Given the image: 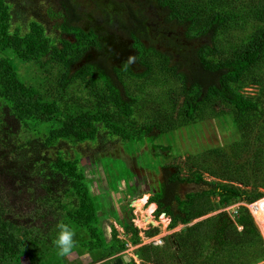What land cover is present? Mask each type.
<instances>
[{
    "label": "trees",
    "instance_id": "16d2710c",
    "mask_svg": "<svg viewBox=\"0 0 264 264\" xmlns=\"http://www.w3.org/2000/svg\"><path fill=\"white\" fill-rule=\"evenodd\" d=\"M48 1L56 7L48 8V16L61 20L50 33L34 17L27 31L20 24L12 30L15 20L24 21L29 16L31 3L0 0V264H22L25 255L33 257L30 264H44L43 259L51 253L55 254V264H64V256L53 246L42 244L50 233L42 229L62 221V213L74 231L85 232L84 239L77 242L83 248L96 250L104 245L112 251L110 255L118 254L123 246L127 248V243L117 237L103 239L80 161L64 145L74 148L114 137L128 141L130 136L123 132L129 123L138 138H149L154 143L157 131L178 129L173 124L176 116L183 118L181 125H186L215 113L229 117L231 126L240 133L245 130L241 138L227 149L208 151L203 156V172L190 171L194 180L179 174L167 175L163 190L151 196L149 202L157 205L158 216L168 215L171 228L178 223L189 225L221 206L223 212L202 223L203 231L193 226L184 231L179 239L181 254L156 248L153 252L147 246L138 249L137 255L146 260L145 264L264 262L263 242L257 246L256 239L262 237L252 217L243 212L246 208L240 207L235 218L226 211L241 201L259 202L260 219L264 213V6L252 16L257 28L241 44L220 50L217 40L224 30L236 24L245 28V22L230 12L223 0H91L105 2L106 21H115L118 32L137 53L136 64L145 68L137 73L138 66L134 70L128 63L113 66L101 41L104 35L82 27L86 17L75 0ZM117 7L118 12L111 13ZM204 38L208 41L196 43ZM93 50L101 55L84 63ZM143 54L163 59L164 70L180 81L187 100L181 107L172 102L175 113L164 124L144 118L136 129L129 120L138 103L128 94L123 77L144 76L151 71L149 63L140 61ZM51 63L59 65L61 79L54 92L45 94L26 82L25 74L31 64L47 69ZM74 83L87 91L88 110L78 105L63 108L60 100ZM251 85L261 87L260 98H247L242 93ZM170 99L173 101L171 96ZM208 103L223 110L216 112L206 106ZM114 113L119 115V121L122 116L126 118L122 126L114 122ZM257 124L261 128L256 127L260 130L253 137L248 128ZM153 148L164 150L155 145ZM204 172L224 182H208ZM261 178L262 182H257ZM189 181L197 185L198 192L184 200L176 199L175 205L171 199L178 197L180 186ZM239 184L253 186V190H242ZM206 196L219 197L220 202L206 210L209 204L201 202ZM129 227L136 245L139 231L133 225Z\"/></svg>",
    "mask_w": 264,
    "mask_h": 264
},
{
    "label": "rangeland",
    "instance_id": "374dc122",
    "mask_svg": "<svg viewBox=\"0 0 264 264\" xmlns=\"http://www.w3.org/2000/svg\"><path fill=\"white\" fill-rule=\"evenodd\" d=\"M80 6L81 12L85 15L86 21L82 27L87 31H95L104 36L101 38L105 46L106 53L111 58L113 66H120L122 63H128L132 69L137 73H142L139 65L135 63V54L129 49L130 42L125 39L117 30L115 21L106 24L105 2L97 3L91 0H75ZM31 3V11L28 12V17L24 21L15 20L12 26L14 30L17 25H22V30L27 31L31 17L38 19L48 33L51 32L54 25L60 22L59 18L52 19L48 16V8H56L54 4L49 3L48 0H29ZM117 2H120L118 0ZM225 6L230 12L237 15L240 22H245V28L238 27L239 24L233 25L229 30H224L217 44L221 49L231 48L242 43V40L257 28V22L253 20V14L264 6V0H223ZM107 5V2H106ZM116 8L111 10V13L118 12ZM152 22H150L152 26ZM16 23V24H15ZM18 23V24H17ZM208 41L207 38L197 40L196 43L202 44ZM140 54V53H139ZM141 55V54H140ZM96 52L89 53L85 58V62L97 59ZM132 57V61H129ZM163 59L156 55L145 54L142 55L140 61L142 63H149L151 71L144 76L130 77L123 79L126 81L127 92L132 98H136L137 103L136 112L129 121L133 123L134 128L140 127L141 119L147 118L157 120L165 123L175 112L172 109V102L181 107L187 100L183 95L182 85L179 80L173 77L172 74L166 72L163 67ZM151 64V65H150ZM32 68L26 72L22 67V74L27 77L26 82H31L36 85L43 93L49 94L47 91L54 92L55 85L61 79L59 65L51 63L47 69H40L39 66L31 64ZM33 80V81H32ZM36 81V83H35ZM69 90L60 101L63 108H68L69 105H78L83 110H88L87 94L83 87H79L78 83H74L68 88ZM261 87L258 85H251L242 90V93L247 98L257 99L261 96ZM59 97L62 95L58 93ZM172 97V100L170 99ZM213 102V101H212ZM211 103V102H210ZM208 103L206 106H211L216 112H220L223 108ZM68 105L67 107H65ZM59 115L62 112L59 111ZM200 118L196 123L181 125L182 117L176 116L173 124L178 125V129L169 131L167 133H160L157 131V139L152 143L149 138H138L133 132L132 124L129 123L123 134L130 136V140H118L117 138L109 140L108 138L96 144L92 142L83 143L77 147L71 148L67 144L65 150L71 153V156L78 157L80 166L86 176L87 186L92 195L95 209L97 212L96 226L100 228V233L104 240H113L117 237L123 243H127L121 247L116 255H110L112 251L108 247L90 250L83 248L82 244L77 242L80 238L84 239L85 232H75L74 239L76 245L72 252L68 255H63L62 260L64 264H130L134 261L136 264H145L144 259H140L137 250H141L147 246H151V250L159 249L161 251H172L179 254L182 253L180 249V237L190 227L198 228L203 231V224L215 215L223 212L222 206L215 211L207 213L206 215L196 218L189 225L178 223L174 228H171V221L169 218L162 215L155 216L156 204L150 203L149 198L154 196L158 191V179H162V170L164 168H172L174 174H179L182 178L187 180H194L191 170L202 171L203 156L212 149H227L233 143L237 142L245 130L241 129V133L236 127L231 126L229 117L220 116L218 113ZM218 115V116H217ZM114 113V122L118 126H122V121L126 118ZM261 128L260 124L256 126L249 125V132L255 137ZM30 137H34L30 133ZM149 139V143L147 142ZM153 145L160 146L162 150H155ZM204 179L208 182H224L223 179L212 177L208 173H203ZM262 178L257 182H262ZM190 182V181H189ZM242 190L252 191L253 186L245 187L238 185ZM190 187H186V190ZM264 192V191H263ZM264 199V197L262 198ZM202 203H208L210 206L216 205L220 202L219 197L206 196L202 199ZM240 203V204H237ZM259 203V202H258ZM196 203H194L195 206ZM238 208H243L244 202H235ZM199 205L202 207L201 203ZM258 205V204H257ZM191 206V205H190ZM243 211L253 219L250 205L244 206ZM260 207V206H259ZM261 208V207H260ZM263 231H259L262 240H258V245H264V213H262ZM48 215V214H47ZM51 218L50 215L46 216ZM61 220V219H60ZM60 222L69 223V219L65 218V213H62V221H57L42 229L50 233L49 237L43 241V245L47 248H53L59 253L55 244L53 243L57 224ZM130 225L137 228L139 242L134 244L132 242L133 233ZM51 229V230H50ZM50 230V231H49ZM200 235L202 232L199 233ZM49 241V242H48ZM98 241L93 240V243ZM106 245V244H105ZM221 248V247H220ZM219 249V247H217ZM41 250V248H40ZM154 252V250H153ZM36 252L35 254H40ZM153 254V253H152ZM61 256V254L59 253ZM67 259H66V258ZM42 259V258H41ZM33 260L32 256L25 255L22 259V264H30ZM44 264H55L56 257L54 253L47 255ZM163 261V258H162ZM174 261V259L172 260ZM264 264V262L260 263Z\"/></svg>",
    "mask_w": 264,
    "mask_h": 264
},
{
    "label": "clouds",
    "instance_id": "9594fccd",
    "mask_svg": "<svg viewBox=\"0 0 264 264\" xmlns=\"http://www.w3.org/2000/svg\"><path fill=\"white\" fill-rule=\"evenodd\" d=\"M132 59H133L132 57H129L130 62L132 61ZM235 206L236 205L234 204L231 207H235ZM231 207H229V208H231ZM229 208H227L226 211L231 216V212L228 211ZM256 227L258 228L257 225H256ZM56 228H57V232H56V236H55L53 243L55 244L56 248L58 249L59 253L62 256L68 255L72 252V250L76 244V240L74 239L76 234H75L74 230L72 229V227L69 224L64 223V222L58 223ZM258 230L260 231L259 228H258Z\"/></svg>",
    "mask_w": 264,
    "mask_h": 264
},
{
    "label": "flooded vegetation",
    "instance_id": "af4514ba",
    "mask_svg": "<svg viewBox=\"0 0 264 264\" xmlns=\"http://www.w3.org/2000/svg\"><path fill=\"white\" fill-rule=\"evenodd\" d=\"M105 22H106V24H110V23H112V21H106L105 20ZM115 24V26H116V28H117V30H118V26H117V24L116 23H114ZM89 32V31H88ZM101 34V33H100ZM129 49L131 50V52H133L134 54H135V63H136V58H137V53L134 51V50H132L131 48H130V46H129ZM106 51V50H105ZM92 52H96L97 54H98V57H99V55H101L99 52H97V51H95V50H93V51H90L89 53H92ZM89 53L86 55V57L89 55ZM85 57V58H86ZM97 57V58H98ZM111 59V58H110ZM93 60H96V59H92V61ZM84 62H85V59H84ZM89 62V61H88ZM174 173H173V170H172V168H164L163 170H162V179H158V191L159 190H163V188H162V184H165V182H166V176L168 175V176H172ZM186 187H190V189H188V190H186ZM181 188V189H180ZM180 190L178 191L179 193H178V197H174L173 199H171V201H173V203L175 204V205H177V202H176V199H181V200H184L190 193H197L198 192V187H197V185L196 184H192V183H190V182H187L186 184H182L181 186H180ZM168 189V188H167ZM157 191V192H158ZM168 201V200H167ZM157 205H156V210H155V212H154V214H155V216H156V218L157 217H160V216H162V215H165V217H167V218H169L168 217V215L165 213H162V214H160L159 216L156 214V212H157ZM170 219V218H169ZM170 221H171V219H170Z\"/></svg>",
    "mask_w": 264,
    "mask_h": 264
},
{
    "label": "built area",
    "instance_id": "2783aa9c",
    "mask_svg": "<svg viewBox=\"0 0 264 264\" xmlns=\"http://www.w3.org/2000/svg\"><path fill=\"white\" fill-rule=\"evenodd\" d=\"M258 203L255 202L253 204H250V209H251V212L255 215V219H256V225L258 226V228L260 229V231L262 230L263 231V221L259 218V212H260V207L257 205ZM228 211L231 212V216L233 218H235V216L238 215V211L235 207H231L228 209ZM262 214V213H261Z\"/></svg>",
    "mask_w": 264,
    "mask_h": 264
},
{
    "label": "crops",
    "instance_id": "0c3cea01",
    "mask_svg": "<svg viewBox=\"0 0 264 264\" xmlns=\"http://www.w3.org/2000/svg\"><path fill=\"white\" fill-rule=\"evenodd\" d=\"M237 204H240V203H237ZM237 206H239V205H236V206H235L236 209H237ZM243 206H246V203H244ZM238 210H239V208H238ZM252 215H253L254 223H255V225H256L255 215H254L253 213H252Z\"/></svg>",
    "mask_w": 264,
    "mask_h": 264
}]
</instances>
